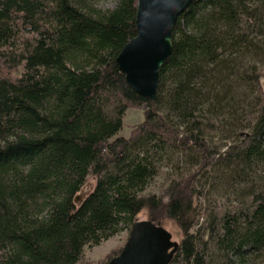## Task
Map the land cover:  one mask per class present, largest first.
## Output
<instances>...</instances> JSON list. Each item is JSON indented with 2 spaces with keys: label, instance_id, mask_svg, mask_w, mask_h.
<instances>
[{
  "label": "trees",
  "instance_id": "16d2710c",
  "mask_svg": "<svg viewBox=\"0 0 264 264\" xmlns=\"http://www.w3.org/2000/svg\"><path fill=\"white\" fill-rule=\"evenodd\" d=\"M137 4L0 0V264H88L145 209L183 235L170 264H264V0H196L155 101L116 61Z\"/></svg>",
  "mask_w": 264,
  "mask_h": 264
},
{
  "label": "water",
  "instance_id": "95a60500",
  "mask_svg": "<svg viewBox=\"0 0 264 264\" xmlns=\"http://www.w3.org/2000/svg\"><path fill=\"white\" fill-rule=\"evenodd\" d=\"M196 0H138L137 36L117 57V65L125 75L128 86L139 96L155 101L163 66L172 53V35L178 18ZM81 201V198L76 200ZM146 222H135L130 238L120 256L109 264H169L159 250L170 247L176 252L179 244L171 236ZM156 258H161L155 260Z\"/></svg>",
  "mask_w": 264,
  "mask_h": 264
},
{
  "label": "rangeland",
  "instance_id": "374dc122",
  "mask_svg": "<svg viewBox=\"0 0 264 264\" xmlns=\"http://www.w3.org/2000/svg\"><path fill=\"white\" fill-rule=\"evenodd\" d=\"M93 2L98 8L113 9L116 7L118 0H93ZM144 118V111L142 109H128L123 120V127L119 132L118 137L129 139L132 136V132L134 131V129L144 122ZM94 186L95 179H90L83 189L81 197H84L89 192H91ZM162 186L163 181L157 180L155 184L148 190V193L161 194ZM135 222H153L172 237V242L178 243L180 245L182 241L183 235L178 226L172 220L167 219L161 212H151L150 210L145 209L137 216ZM132 228L133 226L130 230L122 229L117 235L104 241L99 246H96L92 249H86L84 262L88 264H107L110 263L113 259L119 257V255L121 254L120 252L123 251L130 238Z\"/></svg>",
  "mask_w": 264,
  "mask_h": 264
},
{
  "label": "flooded vegetation",
  "instance_id": "af4514ba",
  "mask_svg": "<svg viewBox=\"0 0 264 264\" xmlns=\"http://www.w3.org/2000/svg\"><path fill=\"white\" fill-rule=\"evenodd\" d=\"M146 223H149L151 226H153L155 229H156V232H154L153 233V237L152 238H155V237H157V232L161 229V228H159L155 223H153V222H146ZM161 230H163V229H161ZM164 231V230H163ZM171 241H172V237H171ZM178 250H179V248H178ZM178 250L176 251V252H174V249L173 248H169L166 252H164V248H162L161 250H159V255H164V256H162V257H166V256H168V257H166V259H164V261H169L172 257L174 258V256L176 255V253L178 252ZM173 258H172V260H173ZM159 259H161V258H156L155 260H159Z\"/></svg>",
  "mask_w": 264,
  "mask_h": 264
},
{
  "label": "bare ground",
  "instance_id": "6f19581e",
  "mask_svg": "<svg viewBox=\"0 0 264 264\" xmlns=\"http://www.w3.org/2000/svg\"><path fill=\"white\" fill-rule=\"evenodd\" d=\"M191 7V6H190ZM144 196V195H143ZM145 197V196H144ZM121 253V252H120ZM112 256V255H111ZM120 256V255H119ZM107 264H109V263H107Z\"/></svg>",
  "mask_w": 264,
  "mask_h": 264
}]
</instances>
